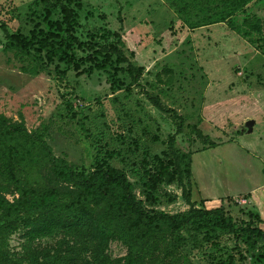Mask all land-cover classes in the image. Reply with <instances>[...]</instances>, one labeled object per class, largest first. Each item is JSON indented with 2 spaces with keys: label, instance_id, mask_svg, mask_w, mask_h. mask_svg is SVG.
Wrapping results in <instances>:
<instances>
[{
  "label": "rangeland",
  "instance_id": "obj_1",
  "mask_svg": "<svg viewBox=\"0 0 264 264\" xmlns=\"http://www.w3.org/2000/svg\"><path fill=\"white\" fill-rule=\"evenodd\" d=\"M48 1L56 6L40 0H0V25L24 35L35 27L47 29L43 19L47 7L49 20L61 17L56 0ZM59 1L76 11L75 33L80 39L93 37L103 43L115 38L111 32L119 33L126 55L143 67L139 86L131 85L122 71L113 74L108 66L77 75L56 58L49 62L32 53L21 62L13 52L4 51L0 26V114L13 121L22 118L28 130L44 131L53 153L80 168L88 170L104 159L123 169L143 199L135 174L138 162L145 152L160 155L166 149L177 122L149 102L146 92L155 94L184 117L176 148L184 152L206 148L193 127L217 144L195 154L191 189L193 180L203 195L225 200L229 213L242 220H248V211L260 214L250 194H237L264 182V46L254 47L225 23L189 29L166 0ZM252 5L263 16L264 4ZM31 64L36 74L21 71V65ZM249 119L254 122L251 131L246 126ZM156 195L157 209L168 213L187 209L175 184L163 186ZM260 197L264 203V192ZM181 233L187 242L169 264H264V248L246 245L244 237L217 233L206 238L193 226ZM62 237L55 233L29 242L20 228L9 236L8 250L16 255L29 245L53 250ZM105 252L119 258L127 249L120 241H110ZM82 258L88 259L89 253Z\"/></svg>",
  "mask_w": 264,
  "mask_h": 264
},
{
  "label": "trees",
  "instance_id": "obj_2",
  "mask_svg": "<svg viewBox=\"0 0 264 264\" xmlns=\"http://www.w3.org/2000/svg\"><path fill=\"white\" fill-rule=\"evenodd\" d=\"M40 1L56 6L48 0ZM166 1L189 29L225 23L254 47L264 46V14L260 16L252 8V3L264 4V0ZM55 3L61 17L49 20L51 12L47 7L43 16L47 29L35 27L24 35L9 32L2 23L4 51L13 52L21 62L33 54L49 62L56 58L77 75L108 66L113 74L122 71L131 85L139 86L143 67L133 64L126 55L117 31L111 32L115 37L112 41L100 43L93 37L82 40L75 33L76 11L59 0ZM196 9L202 15L197 16ZM76 51L86 54L78 56ZM84 65L87 66L82 68ZM20 69L37 73L33 64L21 65ZM146 97L177 122L174 132L168 134L166 149L160 155L145 152L138 162L135 174L143 199L137 196L134 183L123 169L104 159L96 160L88 170L80 168L53 153L44 131L28 130L22 118L13 121L0 114V264H169L187 242L181 231L188 226L203 231L206 238L227 233L244 237L250 247L264 248V229L260 227L263 221L256 212H246L248 220H242L229 213L223 200L214 208L196 206L191 197L193 152L175 146L184 117L163 104L157 95L146 92ZM193 130L206 148L217 145L198 128ZM172 184L180 190L186 210L168 213L155 208L156 193ZM238 211L244 213L240 207ZM20 228L29 242L55 233L63 237L53 250L39 251L29 245L23 254H11L9 236ZM110 241L123 243L126 254L110 258L105 252ZM159 251L161 257L157 255ZM87 252L89 258L83 259Z\"/></svg>",
  "mask_w": 264,
  "mask_h": 264
},
{
  "label": "crops",
  "instance_id": "obj_3",
  "mask_svg": "<svg viewBox=\"0 0 264 264\" xmlns=\"http://www.w3.org/2000/svg\"><path fill=\"white\" fill-rule=\"evenodd\" d=\"M208 149L209 148H205V149H200L196 152H193L191 155V163H192V160H193L196 153H198V152L201 153V152L207 151ZM191 170H192V168H191ZM192 175H193V171H192ZM194 185H195V183L192 180L191 197H192V200L196 203L197 207H205V208L209 209V208H214V207L219 206L220 202L222 201L221 199H218V197H214L210 194L209 195H203L202 189L200 187H198L197 185H195V186ZM261 192H264V182L259 183L253 190H249V191L246 190L243 193H240L237 195L250 194L249 200H251L254 203V205L258 208V210L260 212L259 215L263 221L260 224V227L262 229H264V203L262 202L261 197H260ZM233 196H235V195H233ZM223 201L225 202V200H223Z\"/></svg>",
  "mask_w": 264,
  "mask_h": 264
},
{
  "label": "water",
  "instance_id": "obj_4",
  "mask_svg": "<svg viewBox=\"0 0 264 264\" xmlns=\"http://www.w3.org/2000/svg\"><path fill=\"white\" fill-rule=\"evenodd\" d=\"M253 124H254L253 120H250L249 119V120L246 121V126H249L250 127V131L252 130Z\"/></svg>",
  "mask_w": 264,
  "mask_h": 264
}]
</instances>
